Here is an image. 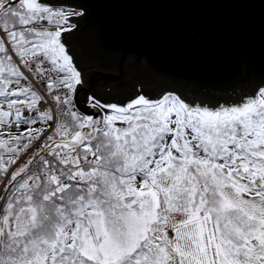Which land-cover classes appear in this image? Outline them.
<instances>
[{
  "label": "snow or ice",
  "instance_id": "6c2138e0",
  "mask_svg": "<svg viewBox=\"0 0 264 264\" xmlns=\"http://www.w3.org/2000/svg\"><path fill=\"white\" fill-rule=\"evenodd\" d=\"M84 15L0 0V264H264V85L85 112L68 44Z\"/></svg>",
  "mask_w": 264,
  "mask_h": 264
},
{
  "label": "water",
  "instance_id": "95a60500",
  "mask_svg": "<svg viewBox=\"0 0 264 264\" xmlns=\"http://www.w3.org/2000/svg\"><path fill=\"white\" fill-rule=\"evenodd\" d=\"M84 1L96 14L83 32L88 51L114 68L91 69L78 88L85 112L95 111L86 106L90 94L129 76L220 89L250 78L252 91L264 79V0ZM111 91L119 98L102 102L129 99Z\"/></svg>",
  "mask_w": 264,
  "mask_h": 264
},
{
  "label": "flooded vegetation",
  "instance_id": "af4514ba",
  "mask_svg": "<svg viewBox=\"0 0 264 264\" xmlns=\"http://www.w3.org/2000/svg\"><path fill=\"white\" fill-rule=\"evenodd\" d=\"M72 2H77V0ZM78 5L81 9L84 10L85 15L79 19L77 29L70 34L68 44L70 46L71 53L74 56V62L77 64L78 70L81 71L83 80L86 81L90 70L93 68H114L111 66V64L105 61L98 60L97 58L92 56V54L88 51L83 32L89 26L91 19L96 14L94 9H90L88 6L84 5L83 2L79 1ZM135 78L129 76L124 81L118 82L114 85L112 84L111 87L106 88L105 93H102L100 92L101 90H99L94 92L93 94H90V96H95L96 98L102 101L105 100L107 97L119 98V94L117 95V93H114L111 90H116L117 92H120L121 95L126 94L129 98L135 95L138 90L142 91L143 93L149 96H158L162 93L170 91L197 103L205 102L209 104H214L216 102L222 101H231L232 103V98L239 95H245L251 92V82H253V80L250 79L247 82L235 85L233 88L220 89L196 87L194 85L178 83L170 79ZM255 81L261 85H264L263 78L258 77ZM85 84L86 83H84V86ZM117 102H119V100Z\"/></svg>",
  "mask_w": 264,
  "mask_h": 264
},
{
  "label": "trees",
  "instance_id": "16d2710c",
  "mask_svg": "<svg viewBox=\"0 0 264 264\" xmlns=\"http://www.w3.org/2000/svg\"><path fill=\"white\" fill-rule=\"evenodd\" d=\"M82 2H83V4H84V5H87V6H88L90 9H92V10L94 9V8H93L91 5H89V4H87V3H85V1H84V0H83ZM250 71H252V72H253V69L251 68V69H250ZM249 80H250V78H249ZM244 82H247V80H246V81H244ZM244 82L236 83V85H238V84H241V83H244ZM234 86H235V85H234Z\"/></svg>",
  "mask_w": 264,
  "mask_h": 264
},
{
  "label": "built area",
  "instance_id": "2783aa9c",
  "mask_svg": "<svg viewBox=\"0 0 264 264\" xmlns=\"http://www.w3.org/2000/svg\"><path fill=\"white\" fill-rule=\"evenodd\" d=\"M47 106H52V102H51V101H49V105H47Z\"/></svg>",
  "mask_w": 264,
  "mask_h": 264
},
{
  "label": "rangeland",
  "instance_id": "374dc122",
  "mask_svg": "<svg viewBox=\"0 0 264 264\" xmlns=\"http://www.w3.org/2000/svg\"><path fill=\"white\" fill-rule=\"evenodd\" d=\"M38 126V125H37Z\"/></svg>",
  "mask_w": 264,
  "mask_h": 264
}]
</instances>
